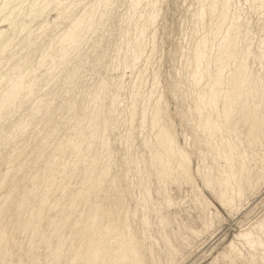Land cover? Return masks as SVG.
I'll use <instances>...</instances> for the list:
<instances>
[{"label": "bare ground", "instance_id": "1", "mask_svg": "<svg viewBox=\"0 0 264 264\" xmlns=\"http://www.w3.org/2000/svg\"><path fill=\"white\" fill-rule=\"evenodd\" d=\"M166 1L0 0V264H172L264 181V0Z\"/></svg>", "mask_w": 264, "mask_h": 264}, {"label": "rangeland", "instance_id": "2", "mask_svg": "<svg viewBox=\"0 0 264 264\" xmlns=\"http://www.w3.org/2000/svg\"><path fill=\"white\" fill-rule=\"evenodd\" d=\"M189 1L190 0L166 1L165 20L161 23V28L163 30L167 29L166 31L168 35V43L166 45V49L171 47L170 44H172V41L175 37L176 30L174 29H176L175 27H177V23L183 12L182 4L184 3L185 6ZM120 9L122 11L123 7H119V12H121ZM166 62H164L163 72L167 77H164L170 81L172 80L170 73L172 74L171 70L173 62H170V60H166ZM173 108L174 103L172 111H174ZM176 123L178 124V119ZM182 140L183 139L181 138V142ZM113 147L119 159L121 148H119L120 146L118 144ZM195 164L196 162L194 161V166ZM151 186L154 187V183L151 184ZM185 191L186 189H183L182 192H177L174 189L172 193L174 196H177L180 199H186L189 194H187V192ZM204 192L209 200L214 204L215 208L218 210L220 217L212 219L213 228L211 227L209 231L204 232V235L200 234L199 236L189 237L191 239L190 244L185 249H183V256H179L175 263L172 264H224L225 262L221 260V258H217L215 263L213 262V260L218 256V253L226 249L227 244L234 238L237 233H239L243 229L249 228L255 221L264 218V181H262L252 191L247 192L245 197H243L242 200L237 203L236 207L233 210L222 207L219 204L218 200L211 193L206 190H204ZM178 215V220H181L182 223H186V221L190 219L191 216H193L192 212L191 214H189L185 211H181ZM197 226H199V223L197 224ZM24 240L25 238L22 236L20 237V239H18V242H22L23 244H25L24 242L26 241ZM41 251H43V248L40 251L37 250V254L43 255V252ZM19 254L20 253L18 251H14L13 258L11 259L13 260L12 264H16ZM27 263L28 262L24 258V264ZM235 264L242 263L236 262Z\"/></svg>", "mask_w": 264, "mask_h": 264}]
</instances>
